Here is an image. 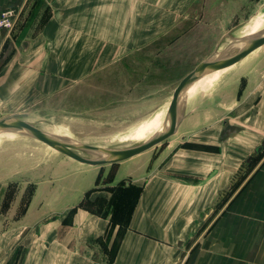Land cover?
<instances>
[{
	"label": "crops",
	"instance_id": "0c3cea01",
	"mask_svg": "<svg viewBox=\"0 0 264 264\" xmlns=\"http://www.w3.org/2000/svg\"><path fill=\"white\" fill-rule=\"evenodd\" d=\"M36 2L0 0V12L19 10L11 32L0 33L2 113L19 112L27 100L48 95L56 79L57 63L48 61L52 55L47 50L58 47L59 13L45 12ZM68 14L64 12L66 18ZM63 43L65 48L74 44ZM262 53L217 72V78L207 76L183 99L174 133L200 148L171 153L167 146L129 175L133 183L128 187L138 195L110 264H264V146L246 181L227 195L235 172L264 141ZM123 170L117 176H125ZM90 188L91 181L71 176L65 185L50 189L52 209L38 210L31 202L17 220L24 233L9 240L1 264H108L103 246L115 235L106 241L109 218L75 207ZM223 194L228 199L217 211ZM213 208L216 214L202 228L199 217Z\"/></svg>",
	"mask_w": 264,
	"mask_h": 264
},
{
	"label": "rangeland",
	"instance_id": "374dc122",
	"mask_svg": "<svg viewBox=\"0 0 264 264\" xmlns=\"http://www.w3.org/2000/svg\"><path fill=\"white\" fill-rule=\"evenodd\" d=\"M36 1L45 12L59 13L58 47L47 50L52 55L48 61L57 63L56 79L48 95L27 100L19 112H0V120L19 117L38 130L89 147L138 145L135 132L164 111L181 79L216 52L226 53L264 31V0ZM64 12H69L68 20ZM65 41L73 47H63ZM257 52L263 55L264 48ZM167 146L171 153L200 148L174 133L124 161L90 166L23 136L1 140L0 258L9 240L24 233L17 220L31 202L38 210L52 209L50 189L65 185L71 176L91 181L75 207L109 218L110 235L123 233L138 195L128 187L133 183L129 175ZM259 156L252 152L250 164L242 162L228 184V196L246 181ZM121 167L126 175L119 177ZM227 195H221L217 211ZM75 207L66 213L67 221ZM217 211L209 209L204 217L202 212V228Z\"/></svg>",
	"mask_w": 264,
	"mask_h": 264
},
{
	"label": "water",
	"instance_id": "95a60500",
	"mask_svg": "<svg viewBox=\"0 0 264 264\" xmlns=\"http://www.w3.org/2000/svg\"><path fill=\"white\" fill-rule=\"evenodd\" d=\"M25 45L26 43H24V46ZM263 46L264 33L244 41L242 48L234 56L221 59L220 56L212 55L205 61L198 64L188 75L181 79V81L174 89L168 111L156 136L153 139H148L144 142L139 143L138 145L129 148L106 150L104 151L105 158L102 160H90L73 153L71 150H69V145L48 136L41 130L33 128L30 124L22 121L19 117H6L1 119L0 130H9L19 134V136H23L34 141L40 142L46 145L47 147L51 148L52 150L83 165L99 166L104 164L118 163L148 150L152 146L158 144L159 142L167 139L172 134H174L177 127L175 126V118L179 103L185 91L191 84H193L198 79L205 78L213 73L223 71L238 64L244 58H246L247 55H249L253 50L257 48L261 49ZM263 146L264 141L255 149V154H259L263 150ZM75 147L86 148V146L79 144H76ZM250 162L251 158L249 157L246 160V165L250 164ZM181 243V241L177 243L178 250L176 251V254H178L179 249H181Z\"/></svg>",
	"mask_w": 264,
	"mask_h": 264
},
{
	"label": "bare ground",
	"instance_id": "6f19581e",
	"mask_svg": "<svg viewBox=\"0 0 264 264\" xmlns=\"http://www.w3.org/2000/svg\"><path fill=\"white\" fill-rule=\"evenodd\" d=\"M262 33H264V31L254 35V36H257V35L262 34ZM254 36H252V37H254ZM252 37H249V38H252ZM249 38L243 39V41L239 42L240 44H238L237 46L233 47L228 52H226V53L216 52L214 54V56H220L221 59L234 56L242 48L244 41L248 40ZM234 48H238V49L232 51ZM258 50H259V48L253 50L249 55L251 56V54L256 53ZM249 55H247V56L249 57ZM218 74L219 73L216 72V73L211 74V76H214V78H217ZM205 78L204 79H198L193 84H191L187 88V90L185 91V93H184V95H183V97H182V99H181V101L179 103L178 109H177L176 118H175V126H177L179 124V122L181 121V119H182L181 104H182L183 99L184 98L186 99L187 96L188 97L192 96V94L200 86V84L202 85V82H204L207 79L209 80V77L206 78V79ZM206 85H208V84H206ZM208 87H210V85ZM208 87H206V88H208ZM170 102L171 101H169L168 105L165 107V109H164V111L162 113L159 112V115H158V113L156 114V116H155L156 118L153 121L151 120L152 122H149V123L145 124L144 126L141 125L142 127L140 129H138L137 131L135 130L136 131L135 132V137H136V139L138 141L144 142V141H146L148 139H153L156 136V134L159 131V129H160L162 123H163V120H164V118L166 116V113L168 111ZM33 128H35V127H33ZM42 132H44V131H42ZM44 133L47 134L48 136L52 137V138H55L56 140H58V141H60L62 143H65V144L69 145L70 146L69 150H71L73 153H75V154H77V155H79V156H81L83 158L90 159V160H95V161L102 160V159L105 158L104 151H106V150H114V149L97 148V147H89V146H86V148L85 147L84 148H76L75 147V145L77 144L76 142H74V143L73 142H67V141L63 140L61 137L54 136V134L52 135V134H49L47 132H44ZM17 136H19V134L15 133V132H12V131H9V130H0V141L4 140V139L14 138V137H17Z\"/></svg>",
	"mask_w": 264,
	"mask_h": 264
},
{
	"label": "built area",
	"instance_id": "2783aa9c",
	"mask_svg": "<svg viewBox=\"0 0 264 264\" xmlns=\"http://www.w3.org/2000/svg\"><path fill=\"white\" fill-rule=\"evenodd\" d=\"M18 14L19 12L15 8L5 9L0 12V33L3 31L11 32Z\"/></svg>",
	"mask_w": 264,
	"mask_h": 264
},
{
	"label": "trees",
	"instance_id": "16d2710c",
	"mask_svg": "<svg viewBox=\"0 0 264 264\" xmlns=\"http://www.w3.org/2000/svg\"><path fill=\"white\" fill-rule=\"evenodd\" d=\"M121 235H122L121 232L120 233L119 232H115V235H114V237H113V239H112V241L110 243V247L107 248L106 245L103 246L106 256H110L109 260L107 261L108 264H110L112 262L113 258H114V255L116 253V249L118 247L119 239H120ZM109 236H110V233H108V231H107L106 236H105V239H106L107 242H108Z\"/></svg>",
	"mask_w": 264,
	"mask_h": 264
}]
</instances>
